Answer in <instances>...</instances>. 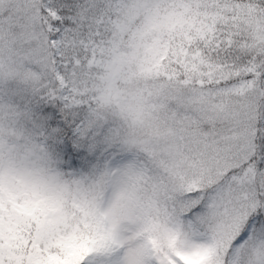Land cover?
<instances>
[{"label":"snow or ice","instance_id":"6c2138e0","mask_svg":"<svg viewBox=\"0 0 264 264\" xmlns=\"http://www.w3.org/2000/svg\"><path fill=\"white\" fill-rule=\"evenodd\" d=\"M0 264H264V0H0Z\"/></svg>","mask_w":264,"mask_h":264}]
</instances>
